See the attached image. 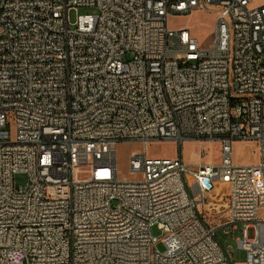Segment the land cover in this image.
Listing matches in <instances>:
<instances>
[{
	"label": "built area",
	"instance_id": "obj_1",
	"mask_svg": "<svg viewBox=\"0 0 264 264\" xmlns=\"http://www.w3.org/2000/svg\"><path fill=\"white\" fill-rule=\"evenodd\" d=\"M260 1L0 0V264H235L223 226L242 264H264ZM79 8L95 12L72 22ZM212 8L208 47L168 27ZM187 139L217 142L219 162L147 154ZM236 141L261 160L236 164ZM122 142L142 145L135 178L119 174ZM219 184L227 216L211 223L200 207Z\"/></svg>",
	"mask_w": 264,
	"mask_h": 264
},
{
	"label": "rangeland",
	"instance_id": "obj_2",
	"mask_svg": "<svg viewBox=\"0 0 264 264\" xmlns=\"http://www.w3.org/2000/svg\"><path fill=\"white\" fill-rule=\"evenodd\" d=\"M260 0H255V4H260ZM95 12L92 8L73 9L69 12V18L75 21L76 15ZM217 18L215 9L203 10L197 9L188 15L170 16L168 27L171 29L188 28L191 34L199 40L202 47H208L213 39V28ZM141 143L122 142L117 148V160L119 174L135 178L137 175L129 171L128 160L132 152L140 151ZM147 154L151 157L173 159L180 154L182 161L191 166L205 165L208 163H218L220 160V147L217 142L208 140L187 139L180 144L172 141L152 142L147 145ZM233 161L236 164L252 165L261 160L260 148L254 141H236L232 146ZM16 186L26 185L27 175L18 173L15 176ZM227 186L219 184L216 189L209 195V201L206 206L200 207L204 210L208 221L219 223L224 221L227 216L226 204ZM219 201V202H216ZM204 208V209H203ZM153 236L161 237V232L157 227L151 230ZM217 238L224 246H231V258L233 263L242 264L245 261L246 253L238 246L237 238L240 237L239 230L232 231L228 226H223L216 231ZM163 249V245L159 244Z\"/></svg>",
	"mask_w": 264,
	"mask_h": 264
}]
</instances>
